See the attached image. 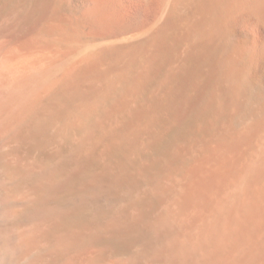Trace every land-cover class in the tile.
I'll list each match as a JSON object with an SVG mask.
<instances>
[{
  "label": "bare ground",
  "instance_id": "obj_1",
  "mask_svg": "<svg viewBox=\"0 0 264 264\" xmlns=\"http://www.w3.org/2000/svg\"><path fill=\"white\" fill-rule=\"evenodd\" d=\"M5 11L0 264H264V0Z\"/></svg>",
  "mask_w": 264,
  "mask_h": 264
},
{
  "label": "rangeland",
  "instance_id": "obj_2",
  "mask_svg": "<svg viewBox=\"0 0 264 264\" xmlns=\"http://www.w3.org/2000/svg\"><path fill=\"white\" fill-rule=\"evenodd\" d=\"M67 5H68V4H67ZM65 6H66V5H65ZM0 13H2V14H0L1 16H3L4 13H5V15H7V12H6V11H5V12H0ZM5 15H4V16H5ZM1 16H0V19L2 20ZM3 18H4V17H3ZM0 24H1V22H0ZM135 251H136V250H134V251H132V252H130V253H127V254L125 255V257H127V256L130 254V255L127 257L128 260L130 261L131 258L129 259V257L132 256V255L135 253ZM132 253H133V254H132ZM131 254H132V255H131ZM135 254H137V252H136Z\"/></svg>",
  "mask_w": 264,
  "mask_h": 264
}]
</instances>
